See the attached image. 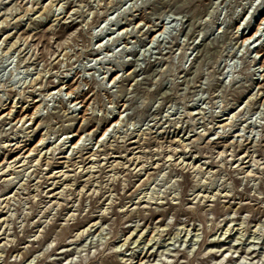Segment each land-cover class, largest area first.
Listing matches in <instances>:
<instances>
[{"label":"rangeland","instance_id":"374dc122","mask_svg":"<svg viewBox=\"0 0 264 264\" xmlns=\"http://www.w3.org/2000/svg\"><path fill=\"white\" fill-rule=\"evenodd\" d=\"M263 20L0 0V264H264Z\"/></svg>","mask_w":264,"mask_h":264},{"label":"bare ground","instance_id":"6f19581e","mask_svg":"<svg viewBox=\"0 0 264 264\" xmlns=\"http://www.w3.org/2000/svg\"><path fill=\"white\" fill-rule=\"evenodd\" d=\"M106 20H107V16H106V18H105ZM263 23H264V20H263ZM163 25H164V23H163V21H162V24H161V27H163ZM260 27H262V26H260ZM259 28V27H258ZM258 30V29H257ZM257 30L254 32V34H256V32H257ZM262 30H264V27L262 28ZM259 31V30H258ZM163 32V29L162 30H160V32H158V33H162ZM165 32V31H164ZM240 37L242 38V41H245L246 39H250L251 37H253V36H251V35H249V32H244V31H242L241 32V34H240ZM223 119H227V117H224ZM20 120V119H19ZM114 123H116V122H114ZM105 132H106V130H105ZM75 134V133H74ZM104 135V134H103ZM103 138V136H101V139ZM44 143V141L43 140H41L37 145H41V144H43ZM81 143V142H80ZM75 146H77V144H76V142L73 144V147H75ZM39 154H40V152H39ZM94 154V153H93Z\"/></svg>","mask_w":264,"mask_h":264}]
</instances>
